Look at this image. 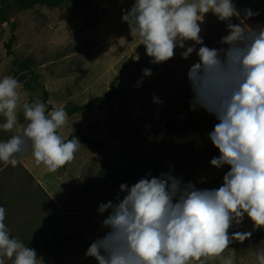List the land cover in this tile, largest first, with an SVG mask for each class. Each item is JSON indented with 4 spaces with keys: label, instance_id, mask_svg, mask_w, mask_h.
Here are the masks:
<instances>
[{
    "label": "rangeland",
    "instance_id": "obj_1",
    "mask_svg": "<svg viewBox=\"0 0 264 264\" xmlns=\"http://www.w3.org/2000/svg\"><path fill=\"white\" fill-rule=\"evenodd\" d=\"M77 1L83 5L2 8L8 22L0 19V79L12 76L20 82L21 106L37 100L44 103L46 91L50 111L80 106L116 91L117 98L100 108L68 117L60 130L64 140L71 134L103 139L104 154L114 165H130L155 154L165 173L171 170L173 175H191L198 182L210 179L217 171L210 161L219 156V151L208 139V133L218 121L203 109L191 110L193 94L187 73L198 62V56L194 52L185 60L181 53L192 42H187L185 49L177 48L173 59L153 64L122 19L123 10H130L135 0ZM233 3L240 13L250 9L258 13L255 16L264 15V0ZM242 19V15L233 17L232 23L239 24ZM244 22L253 28L264 27V22ZM12 23L16 25V39L11 54H7L4 44L11 36ZM200 26L204 45L222 47L221 38L228 34L224 22L207 13ZM196 48L198 52L199 46ZM29 58L33 64L28 70L13 64L14 60ZM128 61L129 68L119 74ZM144 69H150L152 74L145 77ZM154 96L163 103H153ZM113 111L121 116L111 132L106 119ZM26 123L21 107L16 132ZM167 123V137L154 147L155 136ZM12 134L0 129V141ZM102 161L96 151L80 146L75 159L56 173L35 166L30 152L15 168L0 162V206L6 209L9 233L37 243L73 236L59 246L60 264H97L85 253L94 239L104 235L101 222L108 213L101 215L98 207L110 200L115 202L118 194L121 198L124 195L120 185L102 172ZM149 174L142 173L128 186ZM230 229L264 232L254 229L247 216L241 225L234 224ZM25 245L36 250L43 264H54L50 252ZM258 249H264V241L232 243L224 255L230 256L233 264H255L254 253ZM5 264L11 261L6 259Z\"/></svg>",
    "mask_w": 264,
    "mask_h": 264
},
{
    "label": "clouds",
    "instance_id": "obj_2",
    "mask_svg": "<svg viewBox=\"0 0 264 264\" xmlns=\"http://www.w3.org/2000/svg\"><path fill=\"white\" fill-rule=\"evenodd\" d=\"M214 14L227 26L220 48L204 45L200 35L205 14ZM258 13L244 10L245 19ZM233 0H135L122 19L146 49L153 64L174 58L177 48L194 63L187 78L192 111L205 110L218 123L208 139L219 156L211 165L230 168L218 189H197L169 170L158 177L149 174L129 187L120 185L116 201L101 203L98 212L102 237L93 240L85 255L97 264H233L224 253L233 241L248 240L251 232L229 229L245 216L254 229H264V27L253 28L240 20ZM196 46H199L197 52ZM144 69L143 75L150 76ZM138 82V85L139 86ZM20 82L0 79V129L13 133L0 141V162L17 167L31 153L35 166L56 173L75 159L78 138L67 141L60 130L68 122L64 108L48 112L37 100L21 106ZM153 103L163 102L153 97ZM27 121L17 133L18 110ZM162 138V136H161ZM6 209L0 206V264H43L35 249L10 236ZM255 264H264V249L255 253Z\"/></svg>",
    "mask_w": 264,
    "mask_h": 264
},
{
    "label": "trees",
    "instance_id": "obj_3",
    "mask_svg": "<svg viewBox=\"0 0 264 264\" xmlns=\"http://www.w3.org/2000/svg\"><path fill=\"white\" fill-rule=\"evenodd\" d=\"M65 3H72L74 5H83V3L78 2L77 0H1L0 2V19L3 22H8V18L6 17V14L3 12L2 8L4 10H8L9 8L18 6L20 9L23 10H29L33 9L35 5H46L48 8H55ZM244 10L242 9L241 15L243 17V20L249 23L253 24H259L264 22V15H258L253 16L251 18L245 19L244 17ZM16 28V25L12 23L11 26V36L9 37L8 41L4 44V49L7 54H11L12 46L15 42L16 36L14 34V29ZM13 64L18 66L21 70H28L33 64L32 59H25L23 61H17L14 60ZM131 65V61L126 62L119 74L124 73L129 66ZM46 97L47 93L46 91L43 93V99L44 103L46 105V110L49 112L52 108L50 105L46 103ZM117 98V92L116 91H110L108 94L104 96L96 97L93 100H90L86 102L83 105L77 106H67L64 108V110L67 112L68 117L82 114L84 112H87L91 110L92 108H100L105 102L112 101L113 99ZM120 113L119 112H111L106 122L109 126H111V132L115 129V126L117 122L120 119ZM96 126V125H95ZM169 133L168 130V123L158 132V134L154 138V147H158L163 139L167 137ZM162 136V138H161ZM78 138L82 147L91 148L94 151L98 153V155L103 157L102 161V172L114 183L116 184H132L142 173H150L152 175L159 176L161 173H165L162 170V163L155 154L150 156L146 160H140L136 163L130 164V165H114L110 159H108L104 154V140L103 139H91L88 136H80L78 134H71L65 141L72 139V138ZM230 168L228 166H224L220 169H217L216 173L207 180L203 181H196L191 175L187 174H180V175H174L177 178H181L184 183L191 182L195 185L197 189H218L223 184V177L226 174L227 171H229ZM235 232H247L237 229H229V234H233ZM248 240H245L242 243H252V242H261L264 241V232L259 233H253ZM11 237H14L10 234ZM73 236H68L65 238H57L53 237L49 241H46L44 243H37L35 241L31 240H21L25 244H29L31 247L36 246L38 248H41L43 250H46L51 253L53 258L54 264H60L61 262V256L59 255L60 252V245L65 244L66 242L70 241ZM234 244H240L239 241H233Z\"/></svg>",
    "mask_w": 264,
    "mask_h": 264
}]
</instances>
